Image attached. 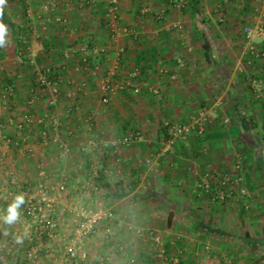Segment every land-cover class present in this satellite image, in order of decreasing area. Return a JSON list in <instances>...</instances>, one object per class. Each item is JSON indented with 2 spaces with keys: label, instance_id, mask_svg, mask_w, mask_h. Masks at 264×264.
<instances>
[{
  "label": "crops",
  "instance_id": "crops-1",
  "mask_svg": "<svg viewBox=\"0 0 264 264\" xmlns=\"http://www.w3.org/2000/svg\"><path fill=\"white\" fill-rule=\"evenodd\" d=\"M50 1L56 4L51 5ZM112 1L31 0L22 3L17 0L11 5L6 3L4 10L11 21V43L0 53V73L9 76V81L13 76L16 94L6 97L0 85L1 120L4 122L13 115L21 120L26 112L33 113V108L38 117L45 120L44 125L33 123L22 133V146L11 148L7 162L16 169L25 185L38 179L42 165L45 182L58 181L53 188L66 185L67 191L63 194L68 197L61 201L57 197V203L62 202L67 208L77 203L81 193L78 189L97 188L95 193L99 195L91 201L111 204L118 210L116 219L138 215L137 219L149 220L165 211L171 227L173 220L180 216L193 219L197 215L203 221L211 216L199 205H196L197 210L191 207L211 202L212 191L200 187L206 170L218 177L227 172L234 176L240 173L243 186L251 193L250 203L254 209L249 217L251 226L259 221L264 224V150L254 153L256 160L251 168L240 172L235 168L236 158L241 153L251 155L238 145L250 134L248 123L257 124L261 119L250 93L252 90L246 89L242 82L249 74L260 76V83L264 80V57L260 56L258 64L246 61L259 57L264 40L258 37L248 40L245 33L246 27L264 22V0L244 2L238 9H230L225 4L227 0H187L181 9L175 6L176 0H116L118 21L130 29L128 34L116 38H112L108 26ZM161 12L162 19H159L156 14ZM224 12H236L237 19L218 25L214 15ZM245 18L252 24L243 28L249 22ZM242 28L243 34L240 33ZM205 42L211 45V60L206 57ZM83 46L105 47L106 50L99 55L88 51L86 57L92 63L85 65L80 50ZM256 46L259 52L255 53ZM119 48L124 49L121 56H118ZM66 50L71 51L68 58L64 56ZM30 56L36 59L38 68L53 67L63 73L55 106L49 103L50 90L36 84L33 67L28 64ZM26 66L29 70H24ZM135 68L140 72L138 77L132 78L130 74ZM28 73L32 79L17 82ZM109 74L113 82H124L125 88L111 93L109 102L104 104L100 83ZM134 86L139 88L137 93ZM153 89L160 94L150 97ZM33 91L36 93L34 107L28 101ZM202 106L209 107L213 116L204 135H193L187 141L172 140L164 127L165 120L187 121L188 116ZM226 114L229 117H225ZM54 117L60 121L57 129L51 125ZM45 127L50 134L47 141L41 137ZM69 129L71 135L67 134ZM131 131L139 132V136L130 144H123L122 138ZM10 133L14 137L21 136L13 128ZM55 139L70 146L66 158L58 156ZM49 172L53 173V179ZM4 181L0 162V264H21L22 260L16 256L20 248L25 247L22 244L25 240L20 238L35 235L37 228L31 222L24 225L28 220L22 206L14 223L4 221L9 205L19 192ZM229 200L235 202L234 197ZM65 201L68 204H64ZM130 207H136L137 213L133 214L132 209L127 211ZM56 213L60 230L66 234L63 225L68 219ZM23 216L25 221L21 220ZM119 226L115 227L119 229ZM203 227L192 229L188 234L209 239L213 235L225 237L221 229H217V233ZM262 228L264 230V225ZM121 233L126 235L127 231L124 229ZM248 234L246 231L245 236ZM101 236L99 231L86 241L90 260L85 264H127L122 257L116 259L115 253H109L111 247ZM246 241H250L249 245L255 242ZM191 248L186 246L190 255L183 258L182 264H224L215 259H201L196 256L198 250ZM53 251L59 249L52 248V252L36 264H66L63 255L58 254L56 258ZM139 257V264H156L146 250L141 251ZM249 264H264V260L256 259Z\"/></svg>",
  "mask_w": 264,
  "mask_h": 264
},
{
  "label": "rangeland",
  "instance_id": "rangeland-1",
  "mask_svg": "<svg viewBox=\"0 0 264 264\" xmlns=\"http://www.w3.org/2000/svg\"><path fill=\"white\" fill-rule=\"evenodd\" d=\"M187 1V0H186ZM17 2V0H7V3L10 5L13 3ZM22 3L26 2V0H21ZM250 3L251 1H239V0H227L225 4L228 5L230 9H238V5H241L242 3ZM253 2V1H252ZM256 2V1H254ZM20 3L21 5H23ZM181 9V8H180ZM226 11V10H225ZM214 18L216 20V23L218 25H221L223 23H226L227 21H232L237 19L236 12L232 14L228 12H224L223 14H216L214 15ZM162 19V18H159ZM241 20V19H240ZM245 20H247L245 18ZM249 22L245 23L243 25V28L246 24H252V21L247 20ZM181 26L178 25L176 28H180ZM243 28L240 29V33L243 34ZM220 29V28H219ZM218 30V29H217ZM249 40V39H248ZM238 46V45H237ZM251 45L247 46L248 48ZM254 46V45H253ZM10 48V47H9ZM250 49V48H249ZM259 48L257 46L253 49L255 53L258 51ZM246 50V49H245ZM257 50V51H256ZM251 51V49H250ZM259 52V51H258ZM66 53L69 54L68 57H70L71 51L66 50ZM65 56V55H64ZM68 58L67 56H65ZM64 57V58H65ZM261 59V57H254V58H247L246 61L252 60L253 64H258V60ZM255 60V61H253ZM257 60V61H256ZM250 65V64H249ZM28 67L26 66L24 70H29L27 69ZM14 69V68H13ZM12 80L9 81L10 77L9 76H4L3 74L0 73V85L2 83H6L9 85H12L14 87V92L12 95H7L5 94L6 97H12L16 94V89L15 85L13 82V76H11ZM30 77V74H23L22 77L18 78L17 82L27 80ZM32 79V78H31ZM260 76L255 77L251 74L245 76L243 78V84L246 89L252 90L250 93L252 97H254L255 104L257 105L258 111L260 114H258L261 119L260 123L255 124L254 122L248 123V127L250 129V134H248L247 138L243 139L242 142H239V148H242L241 150H247L251 155L247 154H242L241 156H238L236 158L235 165L239 164L240 171L245 170L246 168H251L253 164L255 163V158L256 156L254 155L255 152H261L264 150V80L260 83ZM257 83H255V81ZM135 92V91H134ZM137 93V92H135ZM160 94V93H159ZM157 93V95H159ZM155 95V93H150L149 96L152 97ZM36 96L35 91L32 92L31 98H29L28 101L33 99V97ZM28 99V98H27ZM9 99L7 98L5 101L7 102ZM50 100V98H49ZM37 106V103L36 105ZM34 107V106H33ZM204 106H202L200 109H202ZM208 110L209 107L205 106ZM242 108V107H241ZM199 109V110H200ZM198 110V111H199ZM197 111V112H198ZM210 111V110H209ZM227 111V109H226ZM248 111V110H247ZM197 112L191 113L188 118L191 115L196 114ZM37 112L33 108V113L31 112H26V114H23L22 119H24L25 115H31L33 118L38 117L36 114ZM247 113V112H246ZM225 117H229V114L224 115ZM13 117L18 120L14 115ZM213 117V116H212ZM21 119V120H22ZM166 121H171L170 119H166ZM174 122V121H172ZM184 121H180L179 123H184ZM30 126L25 127L23 130L18 131L21 134L26 132L27 129H29ZM39 127V126H37ZM165 127V124H164ZM14 130V129H13ZM26 130V131H25ZM16 131V130H15ZM17 132V133H18ZM36 132H40L39 129L36 130ZM168 134V133H167ZM23 135V134H22ZM253 135V136H252ZM22 137V136H20ZM250 150V151H249ZM7 161V159H6ZM47 161V159H46ZM49 162V161H48ZM8 165H10L9 162H7ZM11 166V165H10ZM13 167V166H12ZM236 168V166H235ZM209 170H206L207 172ZM204 172V173H205ZM212 172V171H209ZM244 172V171H243ZM57 173V172H56ZM203 173V175H204ZM213 173V172H212ZM38 175V174H37ZM50 178L53 179V173L49 172ZM202 175V176H203ZM226 175H232L234 177V174L232 172H227ZM236 175V174H235ZM217 176V175H216ZM36 178V177H35ZM222 178V177H221ZM4 179H6L5 174H4ZM20 179V177H19ZM36 180L33 185L36 184ZM53 181V180H52ZM22 182V181H21ZM48 190L50 192V195L56 199L55 202V211L59 212L60 215H63L68 220H65L66 225H63V228H65L66 234H70L69 231L72 227H75L77 221H78V216L76 209L81 207V206H102L105 208H110L116 217V212L118 210L113 207L111 204L108 205L106 203L100 204H94L93 201H91L92 198L98 196L99 194L95 193L94 189L91 188H82L81 190L78 189L77 192L79 193V197L76 200L77 203L72 204L70 207L72 208L71 212L67 208V206H64L61 203H57V199L59 198L60 201L64 200L65 197H68L66 194H63L67 191V188L65 192H61L58 187L53 188L58 184V181L52 182L48 184L45 182ZM245 187V185H244ZM239 189V186L234 184V187L232 190ZM247 188V187H245ZM36 190L33 187V191ZM77 192L75 194H77ZM17 193V192H16ZM19 193V192H18ZM191 195L192 193L189 192ZM58 197V198H57ZM233 197V196H232ZM77 198V197H76ZM230 198V197H229ZM228 198V199H229ZM3 199V198H2ZM7 201V200H6ZM68 201V200H67ZM67 201L64 202V204H68ZM74 200H70V202H73ZM235 202H229L225 201L223 203H214L210 202L207 204H193L191 207L193 209H198L196 208V205H199L201 209L206 211L208 215H211L209 218H206L205 221L203 219L201 220V217L195 216L192 219L191 217H186V216H180L179 218H176L173 220V226L171 227L170 224H168V215L167 212L165 211L161 212V214H157L155 216V219H137V216H134L133 214L136 212L135 208H128L127 211L131 210L133 211V216H129L124 218L123 216L118 219L114 218L110 223H102L99 225V228L97 232L100 231L101 237L103 240H106V244L111 247V252L109 251L110 254L115 253V258L117 256L122 257V259L127 263V264H139L141 261V257H139V254L141 251L146 250V253L151 255L153 260H155L156 264H161V263H174V264H182L183 258L187 255H190V250L186 251V246L187 247H192L191 249H196L198 253H196V256H201V259H215L219 260L224 264H227V261H231L233 264H239V262H242L244 264H249L252 261H261L264 260V233L262 232L263 230V225L260 223V221L253 222V226H251V219H249L250 216L253 215L254 209L252 208V204L250 201H246V199H242L240 197V201H237L236 198H234ZM227 202V203H226ZM8 203V202H7ZM90 203V204H89ZM246 205H249L246 207ZM182 211H184V207L181 208ZM137 213V212H136ZM211 213V214H210ZM69 214V215H68ZM207 215V217H208ZM25 216L21 218V220H24ZM26 220L28 222H24L25 226L31 224L29 218L27 217ZM60 222V220H59ZM62 222V220H61ZM64 223V222H63ZM64 223V224H65ZM120 224L119 229H117L115 226ZM205 227L211 230L212 232H219L217 229H221L222 232H224L225 237H220V235H213L212 239L205 238L202 235H189L190 231L193 229H198V227ZM107 227H110L112 229V232L110 235H107L106 229ZM203 227V228H204ZM28 229L29 226H28ZM127 231L126 235H121V230ZM140 229L143 232V235L137 234V230ZM260 229V230H258ZM248 231L250 234H248V237L245 236V232ZM261 231V232H260ZM264 231V230H263ZM96 232V233H97ZM95 233V234H96ZM121 233V234H120ZM28 234V233H27ZM94 234V235H95ZM188 236H187V235ZM222 234L223 233H219ZM152 236H158L160 237L159 242L157 243L152 239ZM32 237V239H31ZM90 238V237H89ZM88 238V239H89ZM217 238V239H216ZM25 240L22 242V244H25V247H21L20 250L17 253V258L18 260H22L21 264H24L27 262L25 254L27 252V249L32 245V244H38V243H47L51 246L52 248H58V252H54L56 254V258H58V254H64L63 251V246L61 242L58 241H46L45 239L38 237V232L35 233V235H31L29 238H20ZM87 239V240H88ZM253 239V240H252ZM256 239V240H255ZM86 240V241H87ZM246 240H251L255 241L253 245H249ZM256 241L258 243H256ZM222 245V246H221ZM122 247V248H121ZM220 250H217L219 249ZM164 250V251H163ZM194 251V250H193ZM45 257V256H43ZM117 259V258H116ZM59 260H63L61 257H59ZM90 260V257H89ZM52 263V262H51ZM67 264V263H66ZM69 264V263H68Z\"/></svg>",
  "mask_w": 264,
  "mask_h": 264
},
{
  "label": "built area",
  "instance_id": "built-area-1",
  "mask_svg": "<svg viewBox=\"0 0 264 264\" xmlns=\"http://www.w3.org/2000/svg\"><path fill=\"white\" fill-rule=\"evenodd\" d=\"M31 1V0H26ZM90 2L94 0H88ZM247 1V0H239ZM249 1H259V0H249ZM116 0L111 2V7L109 10L110 19L108 21L109 29L112 33V38H116L121 34H128L130 29L126 26L120 25L117 17V7ZM51 5H55V1H50ZM186 0H176L175 6L182 8L186 6ZM145 10L144 12H146ZM158 18H162V12L156 14ZM177 27V25H175ZM245 33L248 39H254L256 37L264 40V22L259 23L255 26H248L245 29ZM83 54L82 61L85 65H90L91 60L86 57L88 51H92L94 54L99 55L102 52H105L106 48L99 49L98 47L90 48L89 46H83L81 49ZM124 53L123 48L118 49V56H121ZM65 56H69L68 53H65ZM258 56L264 57V49L259 52ZM28 64L30 67H33V73L35 74L36 84L44 89L50 90V100L49 103L53 106L58 102L60 97V84L63 82V73L54 69L53 67L38 68L36 66V59L33 56L28 58ZM97 65V64H96ZM139 69L135 68L130 76L136 78L139 75ZM174 77V76H173ZM112 74L106 76L102 79L100 83L101 91V102L107 104L109 102V96L111 93H116L119 90L125 88L124 82H113ZM82 86L85 85V82L81 83ZM2 87L5 89V94L12 95L14 92V87L12 85L2 83ZM134 91L138 92V86H134ZM153 93L157 94L158 90L153 89ZM68 96H72V93H68ZM36 97H33L29 101V104L33 106ZM228 120L226 119L225 122ZM212 122V115L210 111L203 107L196 114L191 115L186 122H165V129L172 140H189L193 135L203 136L208 125ZM33 123L45 124V120L42 117L33 118L31 115H25L24 119L16 120L13 116L7 117L6 121L1 120L0 115V162L5 174V185L12 186L13 188L19 191L18 195L24 196V203L21 205L24 214L29 218L30 222L34 224L37 228L38 237L45 239L46 241H58L61 242L63 246V259L64 263L69 264H85L89 260V252L86 248V240L94 235L99 225L102 223H110L114 218V212L110 208H105L102 206H81L76 209L78 221L71 234H65L60 230V222L55 211V202L56 199L50 195L48 187L45 183L46 173L42 165L39 166L38 179L36 184L28 183L27 185L23 184L19 179L16 169L8 165L6 159L9 151L12 147L22 146L23 137L16 136L14 137L10 133V129L21 131L25 127L30 126ZM53 129H57L60 125V121L57 117H54L51 121ZM20 133V132H18ZM67 134L71 135L72 131L67 130ZM22 136V134H21ZM139 136V132L131 131L127 133L122 138V143L125 145L130 144ZM41 137L44 141H47L50 137L49 130L45 127L41 130ZM56 142H58L55 139ZM58 156L60 158H66L70 154V146L65 142H58ZM240 165H236V170L240 172ZM234 184L239 186V189L232 190ZM33 187L34 190L33 191ZM200 187L212 191L211 201L214 203H223L228 200L229 197L236 198L237 201H240V197L247 199V202L251 199V193L247 188L243 186V176L239 173L234 177L232 175H226L222 178L216 176L212 172H205L201 177ZM58 189L61 192H65L66 185L60 184ZM97 190V188H94ZM17 195V196H18ZM4 200L10 201L8 198ZM249 205H246L248 207ZM107 235H110L112 229L107 227ZM137 234L143 235V232L138 229ZM160 237L152 236V239L159 242ZM122 248V247H121ZM164 251V250H163ZM52 252L51 246L47 243H38L32 244L25 254L26 260L29 264H36L43 256H47ZM52 264H61L59 262H53ZM167 264V263H161ZM170 264V263H168ZM174 264V263H171ZM227 264H233L230 260L227 261Z\"/></svg>",
  "mask_w": 264,
  "mask_h": 264
},
{
  "label": "clouds",
  "instance_id": "clouds-1",
  "mask_svg": "<svg viewBox=\"0 0 264 264\" xmlns=\"http://www.w3.org/2000/svg\"><path fill=\"white\" fill-rule=\"evenodd\" d=\"M7 0H0V48L11 43L10 39V29L7 24L4 23V8ZM24 203V196L18 195L12 204L9 205L7 210V215L3 217L4 221L8 224L14 223L19 217V208Z\"/></svg>",
  "mask_w": 264,
  "mask_h": 264
},
{
  "label": "trees",
  "instance_id": "trees-1",
  "mask_svg": "<svg viewBox=\"0 0 264 264\" xmlns=\"http://www.w3.org/2000/svg\"><path fill=\"white\" fill-rule=\"evenodd\" d=\"M3 19H4V23L7 24L8 27H9L10 24H11V21H10V19L8 18V15H7V13L5 12V10H4V17H3ZM203 47H204V49H205V53H206V57H207V59L211 60V59H212L211 56H210L211 45L208 44L207 42H205V43L203 44ZM1 51H2V48H0V53H1ZM259 161H260V160H259ZM261 163H262V162H260V164H261ZM261 165H262V164H261Z\"/></svg>",
  "mask_w": 264,
  "mask_h": 264
}]
</instances>
